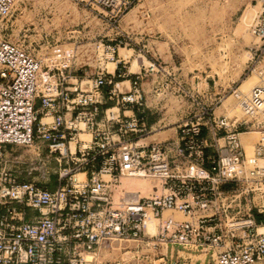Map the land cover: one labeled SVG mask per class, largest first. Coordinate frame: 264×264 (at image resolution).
Segmentation results:
<instances>
[{"label":"built area","instance_id":"built-area-1","mask_svg":"<svg viewBox=\"0 0 264 264\" xmlns=\"http://www.w3.org/2000/svg\"><path fill=\"white\" fill-rule=\"evenodd\" d=\"M15 1L0 0V264H96L97 250L120 242H144L153 251H209L214 264L264 262V85L240 102L247 123L235 125L203 108L178 126L175 142L139 145L142 118L102 111L88 96L110 87L108 101L141 113L142 73L133 76L131 92L121 93L115 78L127 77L123 63L113 75L97 74L90 91L77 80L69 84L64 68L41 70L36 58L4 34ZM85 3L115 22L135 0ZM250 33L264 40V8ZM121 45L106 49L113 55ZM69 110L78 112L66 121ZM80 123L92 143L72 153L68 142ZM248 130L260 134L250 157L240 138ZM36 141L46 145L45 158H8L9 149ZM50 158L60 167L54 190L22 180ZM79 174L84 182L75 179ZM131 178L157 181L160 193L127 192L122 180ZM150 221L156 222L152 235ZM187 259L166 253L137 257L143 264Z\"/></svg>","mask_w":264,"mask_h":264},{"label":"rangeland","instance_id":"rangeland-1","mask_svg":"<svg viewBox=\"0 0 264 264\" xmlns=\"http://www.w3.org/2000/svg\"><path fill=\"white\" fill-rule=\"evenodd\" d=\"M85 1L16 0L3 23L4 34L8 41L36 58L41 70L64 68L72 83L76 79L83 89H90L102 71L113 73L116 56L106 48L121 42L117 49L123 58L138 57L143 61L146 74L141 72L139 85L158 86L154 91L162 97L165 107L155 121L163 120L160 125L167 122L164 120L169 114L179 108L184 112L186 107L188 112L190 108L199 112L220 107L215 114L227 116L235 125L251 120L242 112L240 102L254 87L264 85V40L250 33L264 0H135L133 8L115 22ZM130 72L140 73L135 58ZM112 112L117 114L116 110ZM76 127L80 141L88 143L91 135L84 125ZM240 137L250 157L260 138L259 130H248ZM161 141L173 142L170 136ZM139 145L148 143L141 141ZM70 148L73 153L75 144ZM47 152L46 145L36 141L30 147L9 149L8 158L12 163L30 161L38 155L45 158ZM59 169L50 158L39 172L22 180L54 190ZM75 179L84 182L85 176L77 175ZM122 181L148 184L149 190H136L141 197L160 189L152 179ZM124 188L128 192L130 184ZM152 249L144 242H120L101 247L94 257L96 264H143L137 257L166 253L172 259L186 256V264H214L209 251L191 254L171 248Z\"/></svg>","mask_w":264,"mask_h":264},{"label":"crops","instance_id":"crops-1","mask_svg":"<svg viewBox=\"0 0 264 264\" xmlns=\"http://www.w3.org/2000/svg\"><path fill=\"white\" fill-rule=\"evenodd\" d=\"M116 56V62L114 63L115 68L113 73H109L111 75L115 74L117 69L120 68L121 64L123 63L125 65V69L127 72V77L126 78H115V82L117 84V87L123 88V91L121 90V93H129L131 92V83L133 80V76L137 75L138 73H132L130 72V69L132 68V62H133V58H135V60H137L138 62V66H139V72H142V70H144V65H143V61L139 60V58L137 57H131L128 59L123 58L120 55V49H118L115 53ZM128 60V61H126ZM120 79V80H119ZM72 78L69 81V84H73L72 83ZM76 81V79L74 80ZM126 84H128V87L126 86ZM140 87V94L142 97V112L141 113H137L134 112L132 110L129 109H124V108H119L117 106H115L114 101H108L106 95L107 92L109 91L110 87H104L101 90V94L99 93H93L91 96H88L89 99H91L92 101L98 102L101 107L100 109L102 111L106 110V109H110L112 110H116L117 111V115H119L120 117H124V118H132V117H136V118H142L143 119V126L145 128V132L143 135H141L138 138V143H140L141 141H145L148 143V145L151 144H157V143H165L164 141H161L162 139H164L165 137H171V141L175 142L176 138H177V129L178 126L182 123V119L186 118L188 115H195L198 111H196L193 108H190V111L188 112V109L186 107L185 111L183 112V110L181 108H179L178 110H175L173 115L169 114L166 118V120H164L166 123H163V125H160V123L163 121H158L155 122L157 117L162 113L163 109H165L162 97L160 98V95L155 93L154 90L158 89V86H151L148 85L147 83H140L139 85ZM86 90L90 91L89 88L87 87ZM136 97H131V100H135ZM219 108H216L215 110H219ZM215 110H213V114L215 117H227L225 115H219L217 116L215 114ZM78 112V110H69L66 114H65V120L68 121L70 119H73L76 115V113ZM188 112V113H187ZM166 114V113H165ZM224 114V113H223ZM166 116V115H165ZM185 116V117H184ZM47 120V119H42V121ZM170 128V129H169ZM100 129H103L102 127H100ZM169 129V130H168ZM91 135V140L86 143L83 144L80 141L79 135L77 134L74 138L73 141L68 142V148L69 150H71L70 145L71 144H75V151H77L78 149H81L83 147H88L90 146V144L92 143V134L90 132H88ZM161 141V142H160ZM156 142V143H155ZM169 142V141H168ZM124 180V179H123ZM125 181H122V185L124 187L128 186L129 184ZM125 184V185H124ZM128 184V185H127ZM149 190V189H148ZM147 190V191H148ZM146 191V190H145ZM138 193V192H136ZM155 193H160V191L158 190V192Z\"/></svg>","mask_w":264,"mask_h":264},{"label":"bare ground","instance_id":"bare-ground-1","mask_svg":"<svg viewBox=\"0 0 264 264\" xmlns=\"http://www.w3.org/2000/svg\"><path fill=\"white\" fill-rule=\"evenodd\" d=\"M262 86V85H260ZM259 87V86H257ZM255 88V87H254ZM244 97H247V96H244ZM239 104V103H238ZM242 110V109H241ZM243 112V111H242ZM244 113V112H243ZM242 135V134H241ZM240 135V136H241ZM241 138V137H240ZM242 141V139H241ZM243 146H244V143L242 142ZM245 148V147H244ZM63 151V149H62ZM80 177H84L82 174H79ZM132 179H135V178H132ZM125 183V182H124ZM130 183V190L128 191L129 193H136V190H143L145 191L146 189H149V186L148 184H140L139 182L137 183H132V182H129ZM125 185V184H124ZM128 185V184H127ZM137 186V187H134V186ZM137 194V193H136ZM154 221H150L147 223V232L152 235L155 233L156 231V222L154 223L155 225H153Z\"/></svg>","mask_w":264,"mask_h":264}]
</instances>
